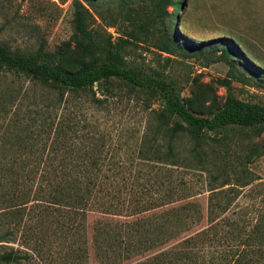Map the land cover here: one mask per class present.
Wrapping results in <instances>:
<instances>
[{
	"label": "trees",
	"instance_id": "16d2710c",
	"mask_svg": "<svg viewBox=\"0 0 264 264\" xmlns=\"http://www.w3.org/2000/svg\"><path fill=\"white\" fill-rule=\"evenodd\" d=\"M107 1L72 0L71 47L21 54L0 44V72L47 90L41 149L28 150L34 160L28 184L10 191L0 223V264H264V220L232 210L240 189L255 181L247 157L231 160L206 143L221 142L229 131L264 132V106L233 97L225 81L219 108L207 116L191 112L164 66L134 59L148 47L167 55L205 50L179 42L165 21V8L176 0H152L145 10L117 0L127 25L114 36L105 30L113 23L96 22L104 21ZM69 52L78 57L74 69ZM207 52L245 63L231 41ZM118 88L153 112L169 136L138 144L125 171L106 168L108 133L77 119L74 104L86 98L99 110ZM15 235L20 244L13 247Z\"/></svg>",
	"mask_w": 264,
	"mask_h": 264
},
{
	"label": "rangeland",
	"instance_id": "374dc122",
	"mask_svg": "<svg viewBox=\"0 0 264 264\" xmlns=\"http://www.w3.org/2000/svg\"><path fill=\"white\" fill-rule=\"evenodd\" d=\"M131 1V7L144 10L153 3ZM71 2L0 0V44L21 54L36 50L53 54L67 42L71 47ZM105 7L108 11L103 13L104 21L96 19V22L113 23V28L105 30L114 36L115 31L127 25L126 7H121L117 0L107 1ZM165 11L170 14L165 21L177 33L179 42H190L205 50L202 53L178 50L167 55L153 47L142 48L134 57L136 63L154 68L164 66L178 81L181 95L187 98L194 114L207 116L219 108L226 96L225 81L233 97L264 106V0H176V7H166ZM226 41L237 47L245 63L238 65L234 58L223 60L218 53L207 52L208 47L221 46ZM67 58L72 69L77 67V55L69 52ZM46 94V89L23 76L0 72V223L8 216L10 191H24L28 184L26 175L34 161L28 150L41 149L45 128L40 112ZM86 101L80 98L74 103L76 116L85 123L105 127L110 143L106 168L128 170L138 154V144L154 140L155 136L157 142L169 137L156 127L154 113L144 110L140 100L127 96L121 88L99 110ZM35 111L39 116L34 115ZM206 143L231 160L244 161L247 157L245 167L255 181L240 189L238 205L232 210L248 211L254 222L264 220V132L254 135L229 131L221 142ZM148 145L151 144L143 146L147 156ZM192 182L198 184L194 178ZM13 242V247L20 244L18 235Z\"/></svg>",
	"mask_w": 264,
	"mask_h": 264
}]
</instances>
